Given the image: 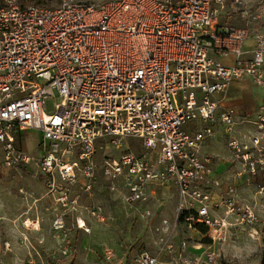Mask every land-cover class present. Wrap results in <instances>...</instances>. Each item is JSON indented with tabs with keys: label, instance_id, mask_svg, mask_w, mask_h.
I'll use <instances>...</instances> for the list:
<instances>
[{
	"label": "built area",
	"instance_id": "1",
	"mask_svg": "<svg viewBox=\"0 0 264 264\" xmlns=\"http://www.w3.org/2000/svg\"><path fill=\"white\" fill-rule=\"evenodd\" d=\"M262 16L264 1L254 9L252 0L63 1L55 8L0 1V173L32 169L49 194L60 190L55 200L63 206L78 181L91 193L102 177L144 223L154 217L145 205L150 188H173L175 220L203 226L224 244L229 228L238 219L251 222L254 209L237 201L234 184L221 189L213 178L217 159L200 150L222 130L239 164L236 179L264 183L262 136L239 135L235 113L225 106L234 81L249 79L264 96ZM197 122L206 126L185 129ZM27 131L41 134L36 156L22 148ZM129 139L151 154L138 155ZM98 142L118 157L97 161ZM257 187L264 194V184ZM215 256L209 252L206 263ZM136 263L159 261L143 252Z\"/></svg>",
	"mask_w": 264,
	"mask_h": 264
},
{
	"label": "rangeland",
	"instance_id": "2",
	"mask_svg": "<svg viewBox=\"0 0 264 264\" xmlns=\"http://www.w3.org/2000/svg\"><path fill=\"white\" fill-rule=\"evenodd\" d=\"M63 1L99 3L108 0H61L48 7L55 8ZM262 1L252 0L253 8L257 9ZM257 91L261 93L259 88ZM52 105L53 101L48 100L47 112H52ZM254 120L255 124L243 130L262 136L264 145V128L259 131V120ZM185 129L191 132L188 126ZM40 139L41 134L36 131L25 132L22 148L27 154L36 156L40 151ZM205 142L209 144L210 139ZM220 142L224 146L225 140L220 139ZM127 143L138 155L151 154L143 150L136 139H129ZM210 144L213 145V141ZM105 145V142L97 143V161L106 154L118 157V151L111 146L105 150ZM204 150L210 151L209 147L202 152ZM255 179L258 185L264 184L260 177ZM95 187L91 193H83L79 184L73 185L68 194L72 202L63 206L55 200L60 190L49 194L44 179H35L32 169L0 173V264H137L136 258L143 252L156 257L159 264H208L205 257L211 251L216 254L211 264H264V194L258 193L256 184L236 188L237 201L254 209V219L251 222L238 219L229 228L224 244L213 242L207 228H188L175 220L170 204L173 201L169 198L176 199L173 189L167 194L164 187H153L150 206L157 214L146 226L131 219L133 215L137 218L133 209L125 207L129 214L123 206L110 200L104 190V179L99 178ZM219 215L225 216L223 209ZM59 216L63 218V228L53 230V222ZM74 216V221L78 217L84 221L81 231L71 224L70 218ZM28 218L40 220V231L33 232L23 225ZM235 218L228 216L227 220L234 223ZM64 247H68L67 255L62 253ZM106 252H111L113 257L106 259Z\"/></svg>",
	"mask_w": 264,
	"mask_h": 264
},
{
	"label": "crops",
	"instance_id": "3",
	"mask_svg": "<svg viewBox=\"0 0 264 264\" xmlns=\"http://www.w3.org/2000/svg\"><path fill=\"white\" fill-rule=\"evenodd\" d=\"M235 23H236V25H241V23H239L237 21ZM251 45H252V42L248 41L245 44V47H250ZM262 105H264V96H262L261 93L260 94L258 93L257 88H255L251 84L249 79H243V80H239V81H234L231 84L229 95H228V99L225 102V106L230 108V109H232L234 111V113H235V118H236V121L238 123L237 124L238 125L237 126V131H238L239 135H241V133L248 132L247 130L244 131L243 128L245 126H249L251 124H255L256 121L254 119L257 118L259 120L260 116L264 115V114L260 113V111H259V108ZM205 126L206 125L204 123L197 122V123L190 124L188 127L190 128L191 132H195V131H198V130L204 128ZM209 139H210V142L213 141V145L210 144V142H209V144H206V142H204V144L202 145V148L200 150V153L202 155L211 156V157L217 159L216 162H215V166H214L213 178L219 182L221 189H224L228 184H234L236 188L247 185L245 183L246 177L241 178V179H238V178L236 179V177H235V173L239 169V164L236 161L233 160L231 154L229 153V151H228V149L226 147V141H225L224 146L221 145L220 139L221 140L222 139L225 140V137H224V134H223L222 130H220V129L216 130L214 132L213 136L211 138H208L207 140H209ZM219 144H220V146H219ZM207 147H209L210 151L206 152L204 150V152H202V150L204 148H207ZM214 150H217L218 152H216ZM14 171H17V170H14ZM20 171L26 172V168L20 169ZM100 178H102V177H100ZM258 183L259 182L258 181L256 182L255 178H251V181H250V183L248 185L256 184L258 186ZM77 184H79V187H80L81 182L78 181ZM163 189L166 190V192L168 194L170 192V190L173 189V188L164 187ZM104 190L110 196V200L112 202L118 203L121 206H123V204L121 203V201L118 198H116L115 196H112L108 192L107 187ZM153 193H154L153 192V188H150V190L148 192V201L145 204L148 208H150L154 212V217L152 218L150 223H152L154 221V219L156 217V214H157L155 208L150 206V200L152 198V194ZM169 198L173 201L170 204L173 205L172 215L175 217V210H176L177 200L175 198H173L172 196H169ZM123 209H125V211L127 213L129 212V214H130L129 209L127 210L125 208V206H123ZM74 218H75V216L70 218L71 219V224L76 227V222L77 221H74ZM78 219H81V218L78 217L75 220H78ZM131 219L132 220H136L137 222H139L141 224L144 223V222H141L139 219H137L134 215L132 216ZM31 220L34 221V222H38L39 225H40V220L39 219L38 220L31 219ZM145 225H146V223H145ZM49 228H50V223H49V226L47 228V231H49L48 230ZM40 229H41V225H40ZM75 229L77 231H81V229H78V228H75ZM33 232H35V231H33Z\"/></svg>",
	"mask_w": 264,
	"mask_h": 264
},
{
	"label": "trees",
	"instance_id": "4",
	"mask_svg": "<svg viewBox=\"0 0 264 264\" xmlns=\"http://www.w3.org/2000/svg\"><path fill=\"white\" fill-rule=\"evenodd\" d=\"M0 1H4V0H0ZM53 2L60 3L61 0H21L20 2L18 1L20 7H25L29 4H33L36 6H42V7H48V4L53 3ZM48 8H50V7H48ZM179 222H182L181 218L179 219ZM200 227H203V226H198V228H200Z\"/></svg>",
	"mask_w": 264,
	"mask_h": 264
},
{
	"label": "bare ground",
	"instance_id": "5",
	"mask_svg": "<svg viewBox=\"0 0 264 264\" xmlns=\"http://www.w3.org/2000/svg\"><path fill=\"white\" fill-rule=\"evenodd\" d=\"M63 223V222H62ZM77 223H78V225H79V228L78 229H83L84 227H85V225H84V221L83 220H81V219H78L77 220ZM59 224V220H57V223H56V225H58ZM23 225L26 227V228H28V229H32V230H40V225H39V223L38 222H34V221H32L31 219H25L24 220V222H23ZM57 228H60V227H57Z\"/></svg>",
	"mask_w": 264,
	"mask_h": 264
}]
</instances>
